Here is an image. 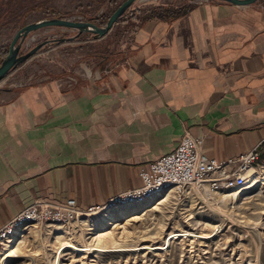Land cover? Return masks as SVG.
<instances>
[{"label": "crops", "instance_id": "0c3cea01", "mask_svg": "<svg viewBox=\"0 0 264 264\" xmlns=\"http://www.w3.org/2000/svg\"><path fill=\"white\" fill-rule=\"evenodd\" d=\"M148 4L118 23L128 37L110 69L0 92V229L38 199L85 210L138 187L185 134L218 159L262 151L264 0Z\"/></svg>", "mask_w": 264, "mask_h": 264}, {"label": "rangeland", "instance_id": "374dc122", "mask_svg": "<svg viewBox=\"0 0 264 264\" xmlns=\"http://www.w3.org/2000/svg\"><path fill=\"white\" fill-rule=\"evenodd\" d=\"M122 1L0 0V63L14 34L25 25L66 19L104 26ZM148 2L138 0L135 6L144 10L151 5ZM163 2L195 6L201 0ZM44 9L54 10L58 18H52ZM123 27L115 24L103 40L57 27L29 34L21 45L20 55L47 43L0 82V92L43 83H54L60 90H69L86 80L81 68L83 63L90 66L93 62L100 71L110 69L122 57L118 51L126 48L120 47L128 37L122 32ZM14 85L18 87H11ZM254 171V180H258V175L264 178V146ZM229 194L212 196L187 190L174 198L163 197L137 207L78 217L66 226L28 225L6 244L11 248L21 243L24 249L23 255L9 264H264V183L253 192L251 188L238 202ZM107 233L111 236L105 237V244L111 251L95 248V239ZM177 233L208 238L171 239L165 251H126L164 247L170 235ZM64 240L74 250L59 249ZM83 246L86 247L81 250ZM3 248L0 253L7 247Z\"/></svg>", "mask_w": 264, "mask_h": 264}, {"label": "built area", "instance_id": "2783aa9c", "mask_svg": "<svg viewBox=\"0 0 264 264\" xmlns=\"http://www.w3.org/2000/svg\"><path fill=\"white\" fill-rule=\"evenodd\" d=\"M207 2L201 0L200 4ZM11 87L16 88L18 85ZM203 145L202 138L185 134L172 152L139 168L138 177L141 183L138 187L113 196L102 205L84 210L78 207L73 199L57 204H50L42 199L35 200L0 229V250L19 236L28 225L66 226L78 217L101 215L151 203L171 190L178 196L187 190L218 196L231 192L239 193L251 186L250 174L258 166L262 144L227 159L207 156Z\"/></svg>", "mask_w": 264, "mask_h": 264}, {"label": "water", "instance_id": "95a60500", "mask_svg": "<svg viewBox=\"0 0 264 264\" xmlns=\"http://www.w3.org/2000/svg\"><path fill=\"white\" fill-rule=\"evenodd\" d=\"M138 0H123L116 10L110 15L104 26H99L93 22H77L66 19H48L20 28L13 36L8 52L0 63V82L15 68L33 56L47 42L40 44L25 55H20V48L29 34L40 29L57 27L74 30L78 35L91 34L95 39L105 37L117 23V21L137 2ZM235 7H247L258 0H218Z\"/></svg>", "mask_w": 264, "mask_h": 264}, {"label": "bare ground", "instance_id": "6f19581e", "mask_svg": "<svg viewBox=\"0 0 264 264\" xmlns=\"http://www.w3.org/2000/svg\"><path fill=\"white\" fill-rule=\"evenodd\" d=\"M253 172H255V171H251V174H250V176H251L250 182L252 183L250 187H248L245 190H242L239 193L231 192V194H229V196L234 198L233 201L235 199H236L237 202H238L239 199L242 200L243 195L246 194L247 192H249L251 190V188H252V192H253L259 185L264 183V178L260 179L258 177L259 175L256 176V179H258V180H254V176L252 175ZM174 196H176V195L174 194V191L171 190V191L163 194L159 198L160 199L163 198V197L174 198ZM159 198H157V199H159ZM36 234H38V231L36 232ZM108 235H110V233L109 234L107 233V235H101L97 239H95V243H96L95 248L101 249V250H109V251H111V249L108 248L107 244H105V242H106L105 241L106 240L105 237H107ZM169 238L170 239L165 243L164 247H141V248H136V249H127L126 251H134V250H136V251H142V250H144V251L145 250L146 251H165L167 249V247H168V245L170 243L169 241L171 239H178V238L205 239V238H208V236L207 235H195V234H189V233H177V234H171ZM5 247H7V248L5 249ZM5 247L3 248V249H5L4 252L0 253L1 254V256H0V264H9V262H11L12 260L17 259L19 257V255H23V250L24 249H23V247H21V243L17 244L16 246H13L11 248H10V246H7V245H5ZM85 247L83 246V247H80V248H81V250H83ZM9 248H10V250H9ZM59 249L63 250V252L64 251H68V250H74L73 245L69 241H66V240H64V241H62L60 243ZM26 257H28V256H26Z\"/></svg>", "mask_w": 264, "mask_h": 264}, {"label": "trees", "instance_id": "16d2710c", "mask_svg": "<svg viewBox=\"0 0 264 264\" xmlns=\"http://www.w3.org/2000/svg\"><path fill=\"white\" fill-rule=\"evenodd\" d=\"M210 1H216V2H218L217 0H210ZM97 5V4H96ZM189 8V7H188ZM44 10H47V9H44ZM48 11V10H47ZM46 11V12H47ZM130 11V10H129ZM129 11L128 12H126L118 21H117V23H119V22H121L122 20H124L125 19V17L128 15V13H129ZM185 11H188V10H185ZM48 12H50L51 13V17L52 18H58V17H56V16H59V15H57L58 13H56L54 10H51V11H48ZM160 10L158 9V8H151V9H149V11H148V14H147V18L149 19V18H153V17H158L159 15H160ZM49 13V14H50ZM116 23V24H117Z\"/></svg>", "mask_w": 264, "mask_h": 264}]
</instances>
